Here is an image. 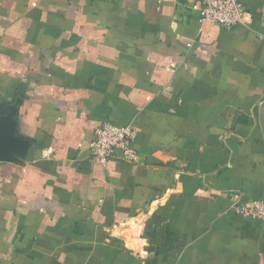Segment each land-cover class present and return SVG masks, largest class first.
<instances>
[{
	"label": "crops",
	"instance_id": "crops-1",
	"mask_svg": "<svg viewBox=\"0 0 264 264\" xmlns=\"http://www.w3.org/2000/svg\"><path fill=\"white\" fill-rule=\"evenodd\" d=\"M0 0V110L30 148L0 163V264H264V0ZM136 158L101 164L96 127Z\"/></svg>",
	"mask_w": 264,
	"mask_h": 264
},
{
	"label": "built area",
	"instance_id": "built-area-1",
	"mask_svg": "<svg viewBox=\"0 0 264 264\" xmlns=\"http://www.w3.org/2000/svg\"><path fill=\"white\" fill-rule=\"evenodd\" d=\"M191 9L197 14L200 24H211L228 30L244 23L245 11L239 0H200ZM136 139L135 131L129 126L100 123L94 132L90 145L91 154L101 163L106 164L114 153L119 152L121 161L132 162L136 152L132 147ZM242 217L256 218L264 221V204L249 202L233 207Z\"/></svg>",
	"mask_w": 264,
	"mask_h": 264
},
{
	"label": "water",
	"instance_id": "water-1",
	"mask_svg": "<svg viewBox=\"0 0 264 264\" xmlns=\"http://www.w3.org/2000/svg\"><path fill=\"white\" fill-rule=\"evenodd\" d=\"M17 109L0 110V163L22 165L28 154L30 143L18 132Z\"/></svg>",
	"mask_w": 264,
	"mask_h": 264
}]
</instances>
